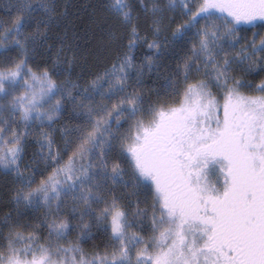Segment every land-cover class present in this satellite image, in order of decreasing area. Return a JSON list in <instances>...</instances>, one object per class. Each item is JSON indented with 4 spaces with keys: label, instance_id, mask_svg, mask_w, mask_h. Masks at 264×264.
Masks as SVG:
<instances>
[{
    "label": "snow or ice",
    "instance_id": "snow-or-ice-1",
    "mask_svg": "<svg viewBox=\"0 0 264 264\" xmlns=\"http://www.w3.org/2000/svg\"><path fill=\"white\" fill-rule=\"evenodd\" d=\"M0 264H264V0H0Z\"/></svg>",
    "mask_w": 264,
    "mask_h": 264
}]
</instances>
